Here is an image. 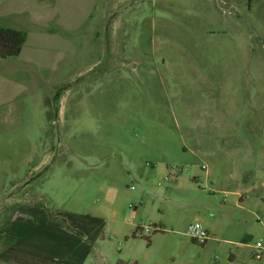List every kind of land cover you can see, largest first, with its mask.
Returning a JSON list of instances; mask_svg holds the SVG:
<instances>
[{"label": "rangeland", "instance_id": "obj_1", "mask_svg": "<svg viewBox=\"0 0 264 264\" xmlns=\"http://www.w3.org/2000/svg\"><path fill=\"white\" fill-rule=\"evenodd\" d=\"M0 27V264H264V0H0Z\"/></svg>", "mask_w": 264, "mask_h": 264}, {"label": "trees", "instance_id": "obj_2", "mask_svg": "<svg viewBox=\"0 0 264 264\" xmlns=\"http://www.w3.org/2000/svg\"><path fill=\"white\" fill-rule=\"evenodd\" d=\"M24 42V35L12 28L0 27V59L15 57Z\"/></svg>", "mask_w": 264, "mask_h": 264}, {"label": "built area", "instance_id": "obj_3", "mask_svg": "<svg viewBox=\"0 0 264 264\" xmlns=\"http://www.w3.org/2000/svg\"><path fill=\"white\" fill-rule=\"evenodd\" d=\"M144 233L148 234L149 230L145 229ZM186 235L189 236L191 239L200 242H205L208 239V234L206 230L203 228L202 224L198 221H194L187 226ZM255 258L259 259L260 255L256 254Z\"/></svg>", "mask_w": 264, "mask_h": 264}, {"label": "crops", "instance_id": "obj_4", "mask_svg": "<svg viewBox=\"0 0 264 264\" xmlns=\"http://www.w3.org/2000/svg\"><path fill=\"white\" fill-rule=\"evenodd\" d=\"M263 186V184H261ZM243 201V196L242 195H239L238 197V202H242ZM134 208V207H133ZM207 234L211 233V234H216L218 231L215 227V224L213 226H208V229L206 230ZM231 244H237V245H241V243H237V242H232V241H229ZM244 246V245H242ZM247 247V246H246Z\"/></svg>", "mask_w": 264, "mask_h": 264}]
</instances>
